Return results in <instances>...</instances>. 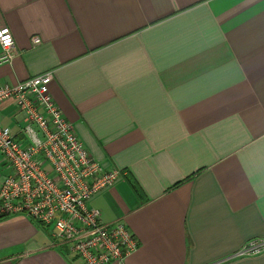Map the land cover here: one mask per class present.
Listing matches in <instances>:
<instances>
[{
	"label": "crops",
	"instance_id": "0c3cea01",
	"mask_svg": "<svg viewBox=\"0 0 264 264\" xmlns=\"http://www.w3.org/2000/svg\"><path fill=\"white\" fill-rule=\"evenodd\" d=\"M0 28L15 44L0 86L51 73L78 139L119 173L89 201L139 242L112 264H264L238 257L264 241V0H0ZM22 121L0 103V126L20 138ZM0 264L82 262L13 216Z\"/></svg>",
	"mask_w": 264,
	"mask_h": 264
},
{
	"label": "built area",
	"instance_id": "2783aa9c",
	"mask_svg": "<svg viewBox=\"0 0 264 264\" xmlns=\"http://www.w3.org/2000/svg\"><path fill=\"white\" fill-rule=\"evenodd\" d=\"M14 46L10 30L0 28V64L10 61ZM51 81V73H43L0 86V103L13 101L23 115L20 138L0 126V219L27 217L82 264L123 263L138 249L137 238L124 221L103 222L89 207L119 173L92 159L54 102ZM262 252L264 241H250L238 257Z\"/></svg>",
	"mask_w": 264,
	"mask_h": 264
},
{
	"label": "clouds",
	"instance_id": "9594fccd",
	"mask_svg": "<svg viewBox=\"0 0 264 264\" xmlns=\"http://www.w3.org/2000/svg\"><path fill=\"white\" fill-rule=\"evenodd\" d=\"M5 40L7 41L8 40V37H5Z\"/></svg>",
	"mask_w": 264,
	"mask_h": 264
}]
</instances>
